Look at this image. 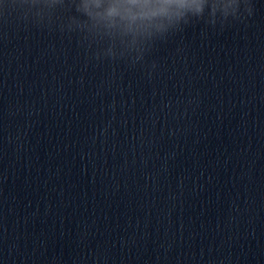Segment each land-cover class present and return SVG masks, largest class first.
Instances as JSON below:
<instances>
[{
	"label": "clouds",
	"instance_id": "1",
	"mask_svg": "<svg viewBox=\"0 0 264 264\" xmlns=\"http://www.w3.org/2000/svg\"><path fill=\"white\" fill-rule=\"evenodd\" d=\"M26 26L75 38L96 62L148 69L147 56L194 25L205 32L247 25L257 0H9Z\"/></svg>",
	"mask_w": 264,
	"mask_h": 264
}]
</instances>
